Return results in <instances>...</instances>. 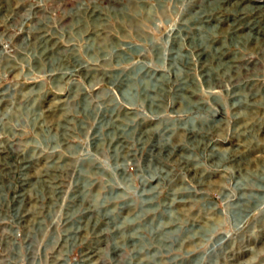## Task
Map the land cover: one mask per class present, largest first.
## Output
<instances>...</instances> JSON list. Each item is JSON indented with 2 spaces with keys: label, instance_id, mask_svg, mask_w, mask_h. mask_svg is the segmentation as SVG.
Segmentation results:
<instances>
[{
  "label": "rangeland",
  "instance_id": "obj_1",
  "mask_svg": "<svg viewBox=\"0 0 264 264\" xmlns=\"http://www.w3.org/2000/svg\"><path fill=\"white\" fill-rule=\"evenodd\" d=\"M0 264H264V0H0Z\"/></svg>",
  "mask_w": 264,
  "mask_h": 264
}]
</instances>
